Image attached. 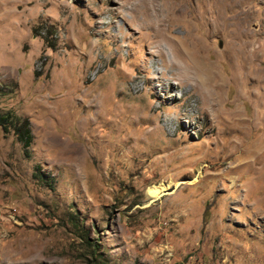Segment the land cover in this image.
Returning a JSON list of instances; mask_svg holds the SVG:
<instances>
[{"label":"rangeland","instance_id":"rangeland-1","mask_svg":"<svg viewBox=\"0 0 264 264\" xmlns=\"http://www.w3.org/2000/svg\"><path fill=\"white\" fill-rule=\"evenodd\" d=\"M165 9L0 0V114L31 133L25 156L0 127V264H264V0L226 12L237 44L166 27L205 41L186 53L205 91L158 39ZM241 44L246 64L225 55Z\"/></svg>","mask_w":264,"mask_h":264},{"label":"bare ground","instance_id":"bare-ground-1","mask_svg":"<svg viewBox=\"0 0 264 264\" xmlns=\"http://www.w3.org/2000/svg\"><path fill=\"white\" fill-rule=\"evenodd\" d=\"M154 1L155 0H143V2H146L147 4L153 3ZM160 1L162 2L163 5H166V9L165 11L162 10L163 12H165L164 14L162 13L164 15L163 19L160 20L158 19L159 20V24L157 26V31H159V34L157 32V34L159 35L158 39L161 38V40L163 39L165 40V42L167 41L171 45H173V48H175L174 55L176 59H180L182 61V63L184 64L183 66H185L187 73L191 70L195 72V79L194 78L192 79L196 81L197 87L205 91L208 87H210L209 85L211 84V79H212L211 75L207 73L199 63L195 64L189 61L186 57V55L188 54L187 52L196 53L198 55L201 53L202 54L207 53L208 47H206L205 44H203L205 41L202 42L196 37H193L192 40H186L185 38L184 40H182L175 34L173 35L167 33L166 27H170L171 25H173V23L176 22L188 23L190 27L193 24H198L200 25V27L204 29L205 36L213 32L221 33V34L224 33L230 37L232 42L234 41L237 44L239 35L242 33L241 30L242 26L245 29L247 28V26H245L244 20L242 21V19L239 16H233V17L226 16V12L235 4V0H224V1L222 0H160ZM203 3H207L209 8L203 7L204 10L199 12V5H203ZM142 12L145 15L150 16L149 8H144ZM206 15L208 16L206 17ZM231 27L232 30H229V28ZM153 30H156V28ZM186 41H188V43ZM241 45H239L238 48L236 47L237 45L236 46L232 45L231 48H229V51H226L225 55L227 56L228 59L232 60L233 62L242 60L244 64H246L248 60L246 45H243L244 47ZM244 66L241 67L243 68ZM244 68L242 74L244 73ZM166 188L167 186L165 185L151 187L148 189L147 194L151 198L158 197L161 194V192Z\"/></svg>","mask_w":264,"mask_h":264},{"label":"trees","instance_id":"trees-1","mask_svg":"<svg viewBox=\"0 0 264 264\" xmlns=\"http://www.w3.org/2000/svg\"><path fill=\"white\" fill-rule=\"evenodd\" d=\"M48 46L51 47L52 43H49ZM0 127L4 132L9 130L12 131L16 140L21 143L23 154L28 156V147L31 142V133L27 118L14 117L9 113L0 114ZM80 238L84 239V241L88 243L87 236L84 233H80ZM88 244L91 245V243Z\"/></svg>","mask_w":264,"mask_h":264}]
</instances>
